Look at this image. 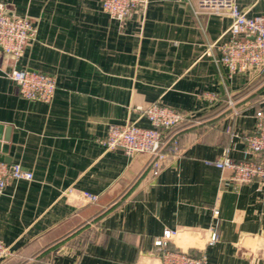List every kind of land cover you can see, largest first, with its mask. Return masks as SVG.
Returning <instances> with one entry per match:
<instances>
[{"label": "crops", "instance_id": "crops-1", "mask_svg": "<svg viewBox=\"0 0 264 264\" xmlns=\"http://www.w3.org/2000/svg\"><path fill=\"white\" fill-rule=\"evenodd\" d=\"M0 3L38 29L21 57L0 51V68L46 73L57 84L46 104L0 77L2 136L10 129L0 158L33 174L0 196V239L13 251L0 264H162L154 241L166 230L180 232L171 250L205 255L207 264H264V188L206 164L226 149L243 158L264 96V72L230 74L218 63L229 17L200 13L197 0H148L123 22L102 0ZM239 4L264 15V0ZM154 103L187 116L173 132L181 156L157 174L149 155L102 144L112 125L152 127L141 109ZM71 188L100 201L78 203L64 196ZM214 224L221 239L209 246Z\"/></svg>", "mask_w": 264, "mask_h": 264}, {"label": "built area", "instance_id": "built-area-1", "mask_svg": "<svg viewBox=\"0 0 264 264\" xmlns=\"http://www.w3.org/2000/svg\"><path fill=\"white\" fill-rule=\"evenodd\" d=\"M198 11L210 15L227 16L231 19L228 33L231 39L222 46V57L218 60L230 74L244 73L251 70L264 72V15L249 16L241 6V0H197ZM148 0H102L103 10L112 19L123 22L132 11L146 7ZM37 26L28 17H12L6 4L0 3V49L1 52L16 58L22 56L26 44L34 40ZM0 77L14 81L20 95L31 101L50 104L55 96L57 84L53 76L26 70L5 72L0 68ZM230 106H233L229 99ZM143 116L152 127L143 128L135 123L127 122L123 126L112 125L107 138L102 142L106 151L122 150L128 156L137 154L149 155L150 168L157 174L164 162L181 156L180 141L174 130L186 122L184 113L154 103L141 109ZM236 115L241 112L236 111ZM256 125L253 134L243 137L246 149L243 158L235 160L231 150L226 149L215 161H207V165L220 170L232 172L236 183L248 184L258 181L264 188V96L260 109L255 113ZM33 174L25 171L19 164L9 165L0 162V196L14 180L31 181ZM64 196L73 198L78 203L97 204L100 196L87 191L68 189ZM220 211L214 209L213 216L218 218ZM207 245L214 246L221 237L216 224L208 230ZM180 237L178 230H166L157 237L154 246L162 259V264H207L206 256H193L183 249L171 250L169 247ZM13 256L12 249L0 239V260Z\"/></svg>", "mask_w": 264, "mask_h": 264}, {"label": "water", "instance_id": "water-1", "mask_svg": "<svg viewBox=\"0 0 264 264\" xmlns=\"http://www.w3.org/2000/svg\"><path fill=\"white\" fill-rule=\"evenodd\" d=\"M10 16L14 17L11 14H10ZM0 51H1V49H0ZM3 130H4L3 126H0V141L3 139L5 142H9V132H10V129L9 128H6V134H5V136H2ZM0 152L6 154L7 153V146L0 145ZM3 159L4 158H0V161L4 162Z\"/></svg>", "mask_w": 264, "mask_h": 264}]
</instances>
